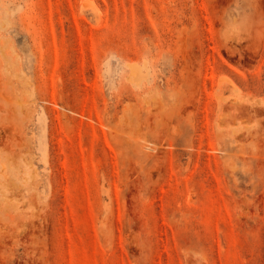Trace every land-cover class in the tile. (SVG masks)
<instances>
[{"label": "rangeland", "instance_id": "obj_1", "mask_svg": "<svg viewBox=\"0 0 264 264\" xmlns=\"http://www.w3.org/2000/svg\"><path fill=\"white\" fill-rule=\"evenodd\" d=\"M0 264H264V0H0Z\"/></svg>", "mask_w": 264, "mask_h": 264}]
</instances>
